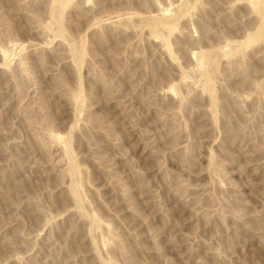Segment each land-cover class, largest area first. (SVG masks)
Returning <instances> with one entry per match:
<instances>
[{
  "label": "rangeland",
  "instance_id": "obj_1",
  "mask_svg": "<svg viewBox=\"0 0 264 264\" xmlns=\"http://www.w3.org/2000/svg\"><path fill=\"white\" fill-rule=\"evenodd\" d=\"M0 264H264V0H0Z\"/></svg>",
  "mask_w": 264,
  "mask_h": 264
},
{
  "label": "bare ground",
  "instance_id": "obj_2",
  "mask_svg": "<svg viewBox=\"0 0 264 264\" xmlns=\"http://www.w3.org/2000/svg\"><path fill=\"white\" fill-rule=\"evenodd\" d=\"M203 60V59H202Z\"/></svg>",
  "mask_w": 264,
  "mask_h": 264
}]
</instances>
